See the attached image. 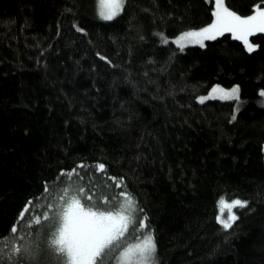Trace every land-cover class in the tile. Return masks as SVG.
<instances>
[{"label": "trees", "instance_id": "1", "mask_svg": "<svg viewBox=\"0 0 264 264\" xmlns=\"http://www.w3.org/2000/svg\"><path fill=\"white\" fill-rule=\"evenodd\" d=\"M215 2L125 0L105 20L98 0H0V237L37 247L23 264H62L49 242L60 196L80 187L98 211L134 198L108 264L149 233L154 264H264V33L252 52L229 32L161 39L212 23ZM225 5L248 16L264 0ZM215 85L238 95L201 103ZM221 199L247 201L230 228Z\"/></svg>", "mask_w": 264, "mask_h": 264}, {"label": "snow or ice", "instance_id": "2", "mask_svg": "<svg viewBox=\"0 0 264 264\" xmlns=\"http://www.w3.org/2000/svg\"><path fill=\"white\" fill-rule=\"evenodd\" d=\"M124 3L125 0H100V16L105 20L114 19L123 10ZM213 15L215 20L207 27L181 34L176 41L181 49L185 46L181 41L195 42L203 47L204 40L215 39L216 35H222L227 31L239 33L237 38L244 40L247 50L249 52L255 50V45L249 43L247 37L255 32L264 33V10L257 9L255 15L241 17L225 6V0H216V11ZM212 91H220L223 93L221 98L231 99L237 97L239 88L234 87L230 91L214 88ZM261 95H264V92ZM205 99L207 97H201V103ZM99 169L103 170L104 165H99ZM66 174L71 175V173ZM122 183L121 180L115 186L119 187ZM120 196L123 197V202L119 203L118 210L98 211L94 210L97 206L92 203V196L87 195L83 187L73 189L71 192L68 189L64 190L60 196L63 203L56 214L58 226L49 242V247L63 257L62 264H108L110 253L118 246V241L125 236L130 225L136 222L134 198L126 192H121ZM108 202L105 197L104 203ZM85 203L89 206L85 207ZM219 204L221 216L217 219L224 228H230L232 222L237 219L231 210L236 207H246L247 201L233 200L229 203L221 199ZM225 208L229 210L227 220L221 218ZM28 211L30 209L26 208L21 212L19 221L24 220L25 213ZM49 219L46 213L43 214L44 221ZM41 223V218L37 216L29 222V226ZM145 227L146 224L140 221L139 228ZM18 230V224H14L10 234H16ZM7 239V237H0V264H23L25 259L35 260L37 247L31 241L20 245H9ZM155 252L156 241L149 233L137 243L125 247L117 258L118 264H154Z\"/></svg>", "mask_w": 264, "mask_h": 264}, {"label": "rangeland", "instance_id": "3", "mask_svg": "<svg viewBox=\"0 0 264 264\" xmlns=\"http://www.w3.org/2000/svg\"><path fill=\"white\" fill-rule=\"evenodd\" d=\"M226 6V5H225ZM227 7V6H226ZM257 9H261V10H264V6L263 7H258ZM257 9H256V11L254 12V13H252V14H250V15H248V16H252V15H255L256 14V12H257ZM98 10H99V14H100V10H101V6H100V0H98ZM230 10V9H229ZM216 11V2H215V10H214V12ZM230 11H232V10H230ZM237 14V13H236ZM238 15V14H237ZM239 16H241V17H247V16H242V15H239ZM214 20H215V17H214ZM214 20H213V22H214ZM212 22V23H213ZM211 24V23H210ZM208 26V25H207ZM207 26H205V27H207ZM202 28H204V27H202ZM201 29V28H200ZM200 29H192V30H187V31H184V32H182V33H185V32H189V31H199ZM182 33H180V34H178V35H176V36H174V37H172V38H166L164 35L161 37V39H162V41H173L176 45H178V46H180V44H178L176 41L179 39V37L181 36V34ZM224 33H228L227 31L226 32H224ZM229 33H231L233 36H235L236 38L239 36V33H233V32H229ZM256 33V32H255ZM220 34H218V35H216V37L217 36H219ZM249 37L250 36H248L247 37V39H248V41H249V43H251L250 42V39H249ZM242 40V39H241ZM205 41L206 40H204V42L203 43H205ZM244 41V40H243ZM181 43H183L185 46H187V45H200V44H198V43H195V42H188V41H181ZM252 44V43H251ZM253 45V44H252ZM234 87H237V86H233V87H223V86H221V85H215V86H213L206 94H203V95H201L200 97H199V99L201 98V97H207V99H211V98H213V99H225V98H221L222 96H223V93L222 92H220V91H217V92H213L212 90L214 89V88H219V89H223V90H225V91H230L232 88H234ZM238 95V94H237ZM263 97V96H262ZM231 99H233V98H231ZM206 100V99H205ZM239 200V199H238ZM242 201V200H241ZM230 203V202H229ZM233 213H235V211H234V208L231 210ZM228 215H229V210L227 209V208H225L224 209V212H223V215H222V219H224V220H227L228 219ZM218 216H221V211H219V214H218ZM146 235H148V234H145L144 236H146ZM144 236H142V237H140L139 239H137V241L138 240H142L143 239V237ZM137 243V242H136ZM135 244V243H134Z\"/></svg>", "mask_w": 264, "mask_h": 264}]
</instances>
